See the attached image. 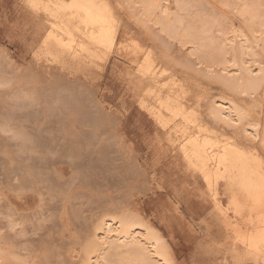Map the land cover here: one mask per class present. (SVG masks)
Masks as SVG:
<instances>
[{"label":"rangeland","instance_id":"obj_1","mask_svg":"<svg viewBox=\"0 0 264 264\" xmlns=\"http://www.w3.org/2000/svg\"><path fill=\"white\" fill-rule=\"evenodd\" d=\"M165 1L174 10L173 0ZM111 2L119 3L127 42L141 43L136 62L143 53H153L158 88L185 79L191 87L197 83L209 101L223 92L227 99H237L204 73L188 44L151 22L141 26L130 21L139 15L137 7ZM11 6V0H0V264H84L82 251L93 246L103 221L130 212L158 228L167 224L177 263L199 264L193 249L205 239L197 226L203 217L192 220L185 196L174 197L180 187L172 167L177 143L165 131H156L147 114L148 120L142 116L129 83L136 66L121 38L105 62L71 71L24 51L21 44L24 55L18 53L17 41L2 30L5 19L13 34L15 24L21 25ZM209 101L199 108L201 123L222 139L238 134L244 142L242 126L232 128L206 116ZM193 106V101L187 103V108ZM151 138L156 162L144 145ZM170 202L179 203L176 211Z\"/></svg>","mask_w":264,"mask_h":264},{"label":"bare ground","instance_id":"obj_2","mask_svg":"<svg viewBox=\"0 0 264 264\" xmlns=\"http://www.w3.org/2000/svg\"><path fill=\"white\" fill-rule=\"evenodd\" d=\"M123 1L130 9L138 8V17L129 15L130 21L141 26L151 22L184 41L204 65V73L237 99H227L223 92L209 101L197 83L191 87L185 79L158 88L153 53H143L136 62L141 43L127 42L126 27L117 15L119 3L115 6L111 0H11V14L21 25L15 24L13 34L5 19L2 30L24 51L71 71L105 62L120 37L131 65L137 67L128 77L142 116L148 115L156 131H165L168 140L177 143V163L172 167L179 172L174 183L180 187L174 197L185 196L192 220L203 217L197 226L205 239L193 249L195 260L264 264V0H173L174 10L165 0ZM189 9L192 12L185 14ZM189 101L194 103L191 109ZM204 101L210 102L206 116L213 121L242 126L244 142L238 134L221 135L222 139L201 123ZM144 145L156 162L153 138ZM177 204L171 203L174 211ZM159 225L132 212L105 219L100 235H93V246L80 253L84 264H178L172 237L166 236L168 225Z\"/></svg>","mask_w":264,"mask_h":264},{"label":"crops","instance_id":"obj_3","mask_svg":"<svg viewBox=\"0 0 264 264\" xmlns=\"http://www.w3.org/2000/svg\"><path fill=\"white\" fill-rule=\"evenodd\" d=\"M16 43V45H17V49H18V53L20 54V55H24L22 52H21V50H20V45H19V43L18 42H14V44Z\"/></svg>","mask_w":264,"mask_h":264}]
</instances>
